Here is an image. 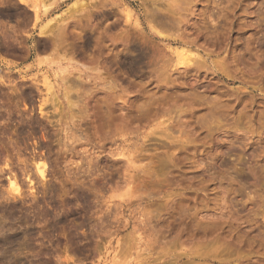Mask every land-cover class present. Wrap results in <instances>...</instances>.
<instances>
[{
	"label": "rangeland",
	"instance_id": "1",
	"mask_svg": "<svg viewBox=\"0 0 264 264\" xmlns=\"http://www.w3.org/2000/svg\"><path fill=\"white\" fill-rule=\"evenodd\" d=\"M0 264H264V0H0Z\"/></svg>",
	"mask_w": 264,
	"mask_h": 264
},
{
	"label": "bare ground",
	"instance_id": "2",
	"mask_svg": "<svg viewBox=\"0 0 264 264\" xmlns=\"http://www.w3.org/2000/svg\"><path fill=\"white\" fill-rule=\"evenodd\" d=\"M13 186H14V185H13ZM13 186H12V187H13ZM15 186H16V185H15ZM10 187H11V186H10ZM2 228H3V226H2Z\"/></svg>",
	"mask_w": 264,
	"mask_h": 264
}]
</instances>
